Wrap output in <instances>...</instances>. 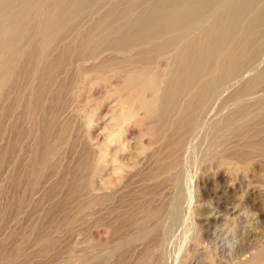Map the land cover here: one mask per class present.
<instances>
[{
  "label": "bare ground",
  "instance_id": "6f19581e",
  "mask_svg": "<svg viewBox=\"0 0 264 264\" xmlns=\"http://www.w3.org/2000/svg\"><path fill=\"white\" fill-rule=\"evenodd\" d=\"M105 1L0 0V118L10 111L6 102H21L23 91L29 86L32 87L30 102L33 106L25 110L24 116L32 122L37 120L36 112L46 111L47 102L50 106H47V111L54 110L57 105L56 115L50 112L46 115L51 114L49 117L42 118L44 129L40 127L43 132L53 131L50 127L59 121L57 116L83 118L90 148L85 150L81 168H78L81 171L72 184L81 194L112 187L117 189L123 184L125 188L126 179L140 164L147 165V162L148 171L141 168L147 172L143 178L146 177L148 184L155 191L159 190V194L162 190L165 192L166 187L170 188L172 181L179 178L184 156L193 148L194 139L201 129H205L203 126L212 125L216 129L215 137L206 156L201 158L204 159L203 164L199 167L198 162V169L192 173L195 201L190 206L186 203L200 232L191 246L199 248L202 233L210 234L206 228L221 218L222 213L216 210L206 214L203 201L206 188L219 175L232 181L226 190L243 192V195L235 194L242 195L240 201L232 193L238 204L235 202L231 207H222L232 215V220L241 222L245 218L244 221H252L251 224L261 222L264 194L259 191L260 186L254 185L253 179L264 175V115H260L264 110L252 117L250 115L258 104L264 109V87H260L264 85V68L258 69L259 72L249 77L238 90L228 95L225 92L246 73L241 71L264 49V0H111L109 6L103 4ZM12 89L17 90L14 98L9 95ZM41 135L27 168V175L34 180L31 181L33 186L44 175L48 161L54 158L52 154L56 144L47 140L52 135L50 132L49 138L47 133ZM199 135L202 137L201 132ZM51 139L50 142H55ZM188 161L184 162L188 165ZM107 170L111 172L107 173ZM159 194L156 193L160 199ZM152 198L143 210L140 207L141 213L136 214L138 217L134 216L131 222L132 229L143 236L133 264L169 263L161 251L162 239L158 230L163 208L161 202L157 204ZM225 200L229 202L232 199ZM252 209L255 211L250 214ZM263 237L256 238L258 244L255 246L235 250L239 242L237 235L226 232L233 253L228 257L225 255L227 258L223 257V262L217 263L207 257L199 264H264ZM204 249L201 252L198 249L197 253L203 255ZM194 251L191 254L196 253ZM190 256L185 257L181 264L190 262Z\"/></svg>",
  "mask_w": 264,
  "mask_h": 264
},
{
  "label": "rangeland",
  "instance_id": "374dc122",
  "mask_svg": "<svg viewBox=\"0 0 264 264\" xmlns=\"http://www.w3.org/2000/svg\"><path fill=\"white\" fill-rule=\"evenodd\" d=\"M105 2L103 4H105L106 6H109L112 3L111 0L110 1L106 0ZM260 55L257 58H255L256 60L251 61V62H253L252 64H251V62H249L250 64L248 63L247 66H245V69H243L241 71V73L243 71H246V73L245 74L243 73L242 77L240 76V78L237 79L238 83L236 82L233 85L234 87L233 86L231 87L232 89L230 88L228 91L225 92L226 95H228L230 92L232 93V91H235V89H237L238 87L241 88L240 85L243 86L247 82V79H249V77L251 78L253 75H256L257 72H259L260 70H262L264 68V49L262 50ZM259 58L261 61L259 60ZM256 63H258L259 65ZM250 66H254V67H250ZM259 66H260V68H259ZM258 69H259V71H257ZM34 80H33V82L36 83V81H34ZM30 87L31 86L25 87L27 89H25V91H23L24 97H23L21 102H19L17 104H14L15 102L13 104L6 102V104H8L9 106H7L4 102V105L9 107L10 111L3 118H0L1 119L0 120V143H1L0 144V264H61L62 262H63L62 264H126L127 263L126 260L127 261L129 260V262L127 264H131L133 262L134 258L137 257L138 252L140 251V244H141V241L143 239L141 232L139 233V231H137V230L135 232V229H132L133 227H132L131 222H133L134 216L136 218V216H137L136 214L141 213L140 207H142V210H143L146 207V205L150 202L153 195L156 199L154 197L152 199L154 201H156L157 204H159L161 202L160 205L163 208V209L161 208L162 209V215H161L162 218L160 219L158 230H159V233L161 234L160 239H162L161 240V246H162L161 251L163 254L166 255L165 257L169 260L168 264H181L182 261H184L185 257H187L189 255H192V257L190 256L191 257L190 262H186L188 264L189 263H191V264H197L198 263L199 264L200 261H202L203 259L204 260L207 259V257H208V259H214L217 263L223 262L222 260H225L228 257V254L233 253L232 251H230V250H232L231 249L232 248L231 242H227L226 232L234 233L237 235L236 240L237 241L239 240L240 243L238 242V244H237L238 247L235 248V250H239L240 248H241L240 250H244V247L246 248L248 246L249 247H252L253 245L255 246V244L257 245L258 244V240H257L258 237L260 238L264 235V220H263L264 215L261 218L262 221L258 222L260 224H258V223L251 224L252 221L251 222H245L244 221L245 218L244 219L242 218L241 222L238 220H236V221L232 220V217H231L232 215L231 214L228 215L229 212L225 208H222V207H227L228 205H229V207H231L232 206L231 203L235 204V202L236 203L239 202L241 199V196L243 195L242 194L243 192H242V190L237 191L238 189H236V191L234 190L235 192L226 190V189H229L228 186L230 184H232V181L230 180L229 177H224V176L219 175L216 177L215 182H213V184H210L209 185L210 187L209 186L207 187L208 189L206 188V190H207L206 193L208 195L207 194L204 195V197H203L204 199L203 198L202 199L205 202L206 214H209V213H211V211L214 212L216 210L219 212V214H220V212L222 213L221 218L217 222H214L215 224L212 223L214 225V227L211 224L210 225L211 227L209 226L206 228V229L209 228L208 229L209 231L208 230L207 231L210 232V234L208 233V235H207V233H202V240H201L202 244L200 245L199 248L191 246L192 241H194L196 239V237L198 239V237L200 236V232H199L198 227L195 223L194 215L192 214L191 210H190L191 213L189 212L190 204L194 203V201H195V199H194L195 197L192 196L194 194V192H193L194 191V185H193L192 177H193V174L195 173V169L196 168L198 169V166L200 167V165L203 164L204 159H201V158L206 156V154L209 150V147H210L209 145L211 144V140H213L215 137L216 133L214 131L216 129L212 128L211 127L212 125L210 126L208 124V125L203 126V127H205V129L202 127L203 130L201 129V131H200L202 137H200V135H199L200 132H199V134H198L199 137L197 136L196 139H194L193 148H191L186 153V155L184 156L185 157L184 161L189 160L188 165L186 164L187 162L185 163L183 161L184 164L182 163V165H181V167H183V168H181V174H180L179 178L177 180L172 181L170 188L166 187V189L167 188L168 189L165 192H163V190H162V191H160L161 194H159V190L155 191L156 189L154 190V188L150 184H148V183H150V182H147L148 179H145L146 177L143 178V176H144L143 174L147 173L146 171H144V169L147 168V171L149 169L148 168L149 165L147 162V165L145 164L146 166L143 164H140V166L138 168H136V170L132 173V175L126 179L125 188H124V184H123L122 187L117 188L118 190L116 188L113 189V187H112V188H108L107 189L108 191L106 189H103V190L100 189L97 191L91 190L92 192L90 191L88 193L83 192L81 194V191L79 193V190L77 192L76 191L77 188L76 189L74 188L75 184L73 186H72V184L75 182L74 179H76L75 176L78 175L77 173H79L81 171V170L79 171L78 168L79 169L81 168L80 165H82L81 164L82 159L85 157V153H86L87 149L89 151V148H90V145H88V144H90V142H89V140H87V138H88L87 134L88 133H87V130L85 129L87 127L83 128L84 125L86 126V123H83V122H85V121H83L84 120L83 118L77 117V119H75L76 116H75V118H73V117L63 118L62 116H57V119H59V121L56 119L58 121V122H56V120H55V122L57 124L56 123H54V124L56 126L52 125L50 127V128L53 127V131H52V129H49V130L47 129L48 131L43 132L44 131L43 130L44 129V127H43L44 120L43 119H45L46 117H49L51 114L49 116H46V115H48L50 112L52 114H55L57 111H54V110H56L57 105H55V107L52 106V107H54V110H52V108L51 109L49 108L50 110H48L49 111L48 112L47 109L50 106L48 105L49 103L47 102L46 103L47 105L45 104L46 105L45 107L47 108V109L45 108L47 113L46 114L44 113V112H46L44 109H43L44 112L42 110L40 111V113L36 112V113H38V114H36L37 120L35 123L32 122L30 119H28V117L24 116V115H26L25 110L28 108H32V107H30L31 105L33 106V104H31V102H32V99H31L32 98L31 97L32 96V87L31 88ZM260 87H264V85L262 84ZM16 94H17V90L12 89L9 95L11 96V98H14L16 96ZM261 106H262L261 104H258L257 107H255L256 108L254 110L255 112L253 111V114H251L250 117H252V115L253 116L256 115L254 113H257L259 111H260V113L263 112L264 109L262 108L263 106L262 107ZM52 111H54V112H52ZM262 114L264 115V112L261 113L260 115H262ZM13 119H15V120H13ZM80 120H82V121H80ZM40 121H41V124H40ZM80 122H82V123H80ZM25 124H27V125H25ZM67 124H68V126H67ZM69 125H71V126H69ZM25 126H27V127H25ZM40 126H42L43 129ZM44 126L46 129V125H44ZM79 126L81 127V129ZM59 128H61V131ZM71 128H73V129H71ZM210 128H212V129H210ZM22 132H25V133H23L24 136L22 135ZM49 132L52 136L49 135ZM76 132H77V134H76ZM208 132L210 133V135H208V137H207L206 135ZM40 133L43 134V136L47 133V138H49V136H50V138L47 139L49 141V143L50 144L54 143L56 145H54L55 149H54L53 154H52V156L54 158H51V161L50 160L48 161V163L46 164L47 166H46V171H45L44 175L42 176L41 179H39V180L37 179L38 183L36 184V186H33L32 183L34 182V180L31 176H28L29 173H27L28 172L27 168L29 166L28 164H30L32 161V158L34 156L33 153L36 152V148H37V145L39 142L38 139L42 136ZM83 133L85 134V136ZM57 134L58 135L60 134V135L58 136ZM39 135H41V136H39ZM51 137H53V138L51 139ZM13 138H15V139H13ZM75 138H77V139H75ZM205 138H208L210 140L207 141ZM50 139L53 141L55 139V142H50ZM197 141L199 144L197 143ZM35 144H36V146H35ZM206 145H208V146H206ZM55 146L57 147V149ZM10 148L11 149L13 148V149L11 150ZM83 150L84 151L86 150V151L83 152ZM202 152H204V153H202ZM6 155H7V157H6ZM23 155H25V156H23ZM82 156H84V157H82ZM186 156L188 157V159H186ZM77 163H79V164H77ZM67 165H69V166H67ZM142 167L144 169L141 170ZM76 168H77V170H76ZM139 170H141V171L139 172ZM136 171L138 174H140L139 176H138V174L136 175ZM142 171H144V172H142ZM109 172H111V170H107V173H109ZM18 173H19V175H18ZM25 175H27L29 178ZM145 175L147 176V174H145ZM105 176H106V178H108L107 175H105ZM132 176H133V179L130 178ZM134 176H135V178H134ZM256 177H254V179H253L254 185L257 188H258V186H260L258 189H259V191H261L264 194V175L261 178L258 176H256ZM15 178H16V180H15ZM59 178L61 181L59 180ZM129 178L131 179V181L129 180ZM228 178H229V180H228ZM25 179H29V180H25ZM104 179H105V177H104ZM32 180H33V182H31ZM25 181H28V182H25ZM127 181H129L128 184H127ZM224 181H228V182H224ZM261 181H263V182H261ZM30 183L32 186L30 185ZM25 184H27V185H25ZM38 184L40 186H38ZM224 184H225V186H224ZM150 188L152 190H154L153 192H155V193H153ZM16 191H19V192H16ZM144 191H146V192H144ZM214 191H215V193H214ZM149 192L151 195H148ZM209 192H212L211 195H209L210 194ZM239 192H241V193H239ZM76 193H78V194H76ZM141 193H143L144 195ZM156 193H157V195L159 194L160 199L158 198ZM166 193L169 196H167ZM223 193H224V195H221ZM232 193L234 195L236 193H237V195L242 194L239 196L235 195L236 198H238V199L240 198L239 201H238V199L234 198ZM86 194H87V196H86ZM165 194H166L167 198H166ZM103 195H106V196H103ZM226 196H227V198H226ZM231 196H232V198H231ZM40 197H42V198H40ZM221 197H223V198H221ZM263 197H264V195H263ZM65 198H68V199H65ZM73 198H75V200ZM149 198H150V200H149ZM165 198H166V200H165ZM225 199H232V200H228L229 202H227V200H225ZM73 201H75V202H73ZM137 203H138V205H137ZM180 203H181V205H180ZM186 203L187 204L189 203V206H187ZM216 203L219 205H217ZM131 204H133V205H131ZM164 204L166 207L164 206ZM84 207L85 208L87 207L86 208L87 210ZM209 207H210V211H209ZM219 207H220V210H219ZM223 209H225V210H223ZM254 211H255V209H252V211H250V214H252V212H254ZM187 212H188V214H187ZM90 213H91V215H89ZM224 213H226V214L224 215ZM127 217L129 219H127ZM126 221H128V222H126ZM237 221H238V224H237ZM97 222L98 223L100 222V223L98 224ZM105 223H107V224H105ZM128 223H130V224H128ZM245 223L246 224L248 223L249 225L248 224L244 225ZM162 224H163V226H162ZM239 224H240V226H239ZM89 226L90 227L92 226V227L90 228ZM127 228L131 229L133 231H131V230L129 231ZM233 228H235V229H233ZM259 228H261V229H259ZM232 230H234V232H232ZM115 231H117V232H115ZM235 231H236V233H235ZM127 232H129V233L127 234ZM242 233H243V235H242ZM205 235H207L208 238ZM125 236H127L126 239H125ZM253 239L255 240V242ZM251 240L254 242V244ZM134 242H136L138 244H136ZM243 243H244V245H243ZM136 245H137V249H136ZM117 247H119V248H117ZM129 248H130V250H129ZM198 249L200 250V252L203 251V249H204L205 253L203 255H201V253H199V252L197 253ZM133 250H134V252L132 253ZM194 250H196V253L191 254L192 252H195ZM124 252H126V253H124ZM127 253L131 254V255L128 256ZM133 254H135V255H133ZM123 255H125V256H123ZM194 255L197 258L194 259L193 258V257H195ZM225 255L227 257H224ZM204 257H206V258H204ZM121 258H122V260H121ZM124 259H125V261H124ZM187 261H189V259ZM186 263H184V264H186Z\"/></svg>",
  "mask_w": 264,
  "mask_h": 264
}]
</instances>
